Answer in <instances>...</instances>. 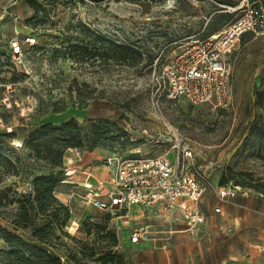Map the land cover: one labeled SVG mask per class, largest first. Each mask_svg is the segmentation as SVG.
I'll list each match as a JSON object with an SVG mask.
<instances>
[{
    "label": "rangeland",
    "instance_id": "374dc122",
    "mask_svg": "<svg viewBox=\"0 0 264 264\" xmlns=\"http://www.w3.org/2000/svg\"><path fill=\"white\" fill-rule=\"evenodd\" d=\"M248 1L264 8V0ZM34 2L18 0L11 6V0H0V37L19 31L37 41L24 47V63H11V69L0 73L2 153L9 159L18 157L22 162L18 164H23L17 175L11 174L6 161L0 165V190H7L9 201L13 191L20 195L30 190L33 173L50 172V165L36 161L23 145L29 132L42 122L57 123L66 117L80 122L92 118L118 122L137 142L95 148L101 153L95 160L98 164H104L103 159L114 151L126 155L136 154L137 148L144 154L160 152L174 143V137L167 141L173 133L196 153L209 187L205 205L217 202L214 186L238 183L252 189L249 197L260 211L252 217L248 214L253 224L249 221L236 229L229 216L222 218L221 242L215 248L224 257L223 264H264V30L245 32L230 50L234 96L226 107L194 105L184 98L171 100L161 79L163 69L183 44L217 33L241 15L242 10L233 8L245 0ZM7 6L19 17L17 23L4 11ZM114 45L134 46L142 60L135 65L115 60ZM11 132L14 136H7ZM11 147L16 152L11 153ZM86 151L67 150L65 166L67 155L80 156ZM69 199L66 225H57L44 244L63 264H104L98 257L110 252L116 259L108 264H140L156 261L157 252L166 250L172 251L176 264H185L189 244V255L197 264L202 256L200 246L206 251L213 245V234L198 226L187 231L186 237H172L173 228L187 225L176 217L157 214L148 218L154 232L148 239L144 234L142 244L133 245L128 226L117 219L119 213L88 206L76 195ZM17 206L15 201L6 202L0 209V225L38 244L31 228L15 229L11 223ZM130 212L139 215L137 210ZM100 227H106L105 238ZM4 261L0 257V264Z\"/></svg>",
    "mask_w": 264,
    "mask_h": 264
},
{
    "label": "built area",
    "instance_id": "2783aa9c",
    "mask_svg": "<svg viewBox=\"0 0 264 264\" xmlns=\"http://www.w3.org/2000/svg\"><path fill=\"white\" fill-rule=\"evenodd\" d=\"M17 1L11 0V6ZM23 1L41 3L50 0ZM233 9L242 10L241 15L215 34L183 44L163 69L161 79L169 99L184 98L194 105L208 103L215 108L232 103L230 50L245 32L264 30L262 6L255 7L245 0L241 7ZM4 11L18 22L19 17L8 11V6ZM36 42L35 37H23L19 31L8 38L0 37V73L6 68L11 69V63H24V47L33 46ZM171 135L168 140L165 135L166 140L174 137V143L154 154H144L137 148L134 155L119 151L107 155L103 162L110 171L102 187L105 189L104 198L91 187L74 194L88 206L111 212L122 211L132 205L177 209L186 222V230L193 232L205 220L201 203L209 187L198 168L194 149L182 145L176 134ZM212 190L223 202H231L239 195L249 197L252 193L251 188L238 183L214 186ZM215 211L220 212L221 208L217 207ZM142 236V231L135 230L130 240L137 243Z\"/></svg>",
    "mask_w": 264,
    "mask_h": 264
},
{
    "label": "trees",
    "instance_id": "16d2710c",
    "mask_svg": "<svg viewBox=\"0 0 264 264\" xmlns=\"http://www.w3.org/2000/svg\"><path fill=\"white\" fill-rule=\"evenodd\" d=\"M37 4V2H34ZM113 58L117 61L128 62L135 65L142 60L141 52L132 45H114ZM15 133H7L14 136ZM127 130L121 129L118 122L104 118H92L80 122L71 117L67 120L54 123L45 121L29 132L23 145L34 154L35 160L50 165L49 173L36 174L31 177V188L25 193L17 195L9 201L7 190H0V209L6 202L15 201L18 206L15 218L11 221L15 229H32V237L36 243L23 239L18 234L9 231L0 225V257L6 264H63L61 258L54 254L44 244L48 243L49 235L53 234L56 226L63 228L70 217V205L62 202L56 195L57 188L68 177L67 167L64 162L65 152L69 149L92 151L107 143H119L122 147L135 144ZM3 141L0 140V165L2 160L8 164L11 174L19 173L20 159H9L2 153ZM16 150L11 147V153ZM24 167V166H23ZM25 168H28L25 165ZM60 169H62L60 171ZM227 184L223 183L222 185ZM106 227H100L101 237L108 234ZM105 231V232H104ZM104 232V233H103ZM116 259L115 253L100 255L98 260L104 264L112 263ZM121 263H123L121 261Z\"/></svg>",
    "mask_w": 264,
    "mask_h": 264
},
{
    "label": "crops",
    "instance_id": "0c3cea01",
    "mask_svg": "<svg viewBox=\"0 0 264 264\" xmlns=\"http://www.w3.org/2000/svg\"><path fill=\"white\" fill-rule=\"evenodd\" d=\"M68 118H62L59 122L67 120ZM72 151H75V149L68 150L69 153ZM100 154V151L98 149H95L92 151H86L83 155L80 156H66V166L69 177L64 183L58 186L56 191L57 197L62 202L69 205V198H71V196H75V194L72 195L70 191H72V193H83L84 191H86V187H91L96 190L99 194L102 195L101 198L105 197V189L102 187L103 183L109 178V169L108 167H106L105 164H98L95 162V160L98 159ZM205 195L201 203L202 211L205 215V220L204 222L200 223L198 227L201 228V230H205L206 234H209L210 231L213 234L214 239L212 240L213 245L207 248L206 251H204L202 246H200L202 256L200 257L199 262L197 264H223L224 257L221 254L218 255L217 250L215 248V246H218L220 241L218 240L220 238L219 232H221V230H223L222 228L224 227L222 219L223 216H226V218H228L227 216H229L230 221L233 222V226L237 229L238 227L245 224L247 225L249 223L250 219L248 218V214H250V217H252L254 213L260 211L256 209L257 203L256 201H254L253 197H236L231 202H223L220 201L217 195L215 194L214 196L217 199V202L210 206L205 205ZM217 207L221 208L220 212L215 211V208ZM132 209L137 210L139 212V215H132L130 212L132 211ZM116 212L119 213L117 214V219L120 220L124 226H128L129 232H131V234L133 231L139 230L140 228L145 229L142 231L143 236L139 242L133 243L130 240V244L133 245L142 244L146 237L148 239L149 235L154 232V230L150 229L148 223V218H150L151 215H169V218L176 217L183 224L186 225V222L179 210H167L157 205L149 207L132 205L128 209L122 211L117 210ZM250 223L253 224L252 221H250ZM185 233H187V230L184 227L173 228L172 233L170 234H172V237L174 236V234H179L178 236L186 237ZM144 234H146L145 238ZM192 242L193 239H190V243ZM185 248L187 249L186 252L188 255L186 259L184 258V260H186L185 264H196L194 258L189 255L192 253L191 244L187 245V247ZM176 250L178 256L182 254L181 248L179 249L178 247ZM140 264H176V260H174L172 251L166 250L157 252L156 261L150 262L149 260H147L146 262H140Z\"/></svg>",
    "mask_w": 264,
    "mask_h": 264
}]
</instances>
